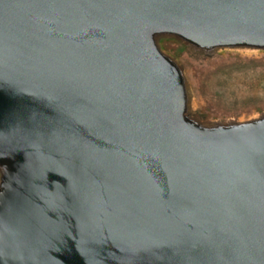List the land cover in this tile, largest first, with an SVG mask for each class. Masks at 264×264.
<instances>
[{
  "label": "water",
  "instance_id": "water-1",
  "mask_svg": "<svg viewBox=\"0 0 264 264\" xmlns=\"http://www.w3.org/2000/svg\"><path fill=\"white\" fill-rule=\"evenodd\" d=\"M166 41L264 51V0H0V264H264V109Z\"/></svg>",
  "mask_w": 264,
  "mask_h": 264
},
{
  "label": "rangeland",
  "instance_id": "rangeland-1",
  "mask_svg": "<svg viewBox=\"0 0 264 264\" xmlns=\"http://www.w3.org/2000/svg\"><path fill=\"white\" fill-rule=\"evenodd\" d=\"M165 48L187 67L202 117H245L264 109V51L207 56L173 41Z\"/></svg>",
  "mask_w": 264,
  "mask_h": 264
}]
</instances>
